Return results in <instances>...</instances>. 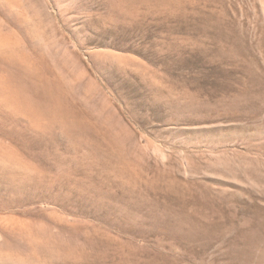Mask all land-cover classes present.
<instances>
[{"label": "rangeland", "instance_id": "1", "mask_svg": "<svg viewBox=\"0 0 264 264\" xmlns=\"http://www.w3.org/2000/svg\"><path fill=\"white\" fill-rule=\"evenodd\" d=\"M0 264H264V0H0Z\"/></svg>", "mask_w": 264, "mask_h": 264}]
</instances>
